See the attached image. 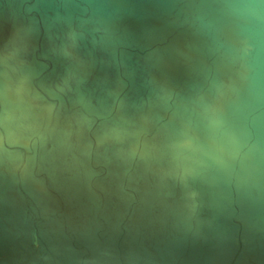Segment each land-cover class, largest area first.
<instances>
[{
	"label": "water",
	"instance_id": "1",
	"mask_svg": "<svg viewBox=\"0 0 264 264\" xmlns=\"http://www.w3.org/2000/svg\"><path fill=\"white\" fill-rule=\"evenodd\" d=\"M0 264H264V0H0Z\"/></svg>",
	"mask_w": 264,
	"mask_h": 264
}]
</instances>
